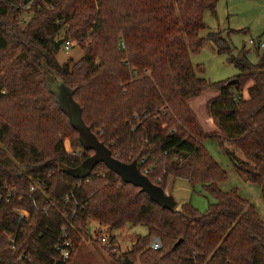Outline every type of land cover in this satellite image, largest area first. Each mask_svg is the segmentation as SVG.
<instances>
[{
    "label": "trees",
    "instance_id": "obj_1",
    "mask_svg": "<svg viewBox=\"0 0 264 264\" xmlns=\"http://www.w3.org/2000/svg\"><path fill=\"white\" fill-rule=\"evenodd\" d=\"M125 1L122 11L121 0H0V62L10 60L0 65V264H70L91 221L146 227L118 264H264V222L236 189H219L225 171L202 144L215 139L232 158L223 142L237 147V169L264 200V48L251 63L220 32L199 36L216 0ZM59 38L84 49L78 60L58 63ZM205 42L239 69L235 84L197 75L189 51ZM42 63L113 156L135 161L162 189L167 176L200 184L214 200L207 210L163 209L102 163L72 173L92 151L48 90ZM70 131L79 156L64 148ZM154 236L161 247L151 250ZM103 246L113 249L114 236Z\"/></svg>",
    "mask_w": 264,
    "mask_h": 264
},
{
    "label": "rangeland",
    "instance_id": "obj_2",
    "mask_svg": "<svg viewBox=\"0 0 264 264\" xmlns=\"http://www.w3.org/2000/svg\"><path fill=\"white\" fill-rule=\"evenodd\" d=\"M143 1L146 0H136V2ZM126 4L125 0H121L122 11ZM214 8V14L208 10L204 11L202 20L206 28L199 32V36H205L210 30L220 32L221 36L227 38L234 48L239 50L244 46L245 50H248V60L251 63H256L257 49L261 51L264 48L257 47L260 42H264V0H216ZM228 29L233 30V32H228ZM250 39L255 41V46L249 43ZM83 50L80 45L78 46L72 41L68 51H65L60 45L59 50L55 51L54 58L59 64L68 60L73 62L79 59ZM189 55L192 67L195 68L198 65L203 70L201 73L197 72V75L210 83L225 81L240 73L239 69H236L226 60L225 55L216 52L212 43H203L198 51H189ZM9 61L4 58L0 65L8 64ZM61 89L63 90L56 94V98L62 105L70 107L69 111L72 118L78 119V107L70 97V89L66 86ZM0 108L5 107L1 104ZM67 136L63 141L65 150L70 154L78 151L76 147L71 148V143L76 137L75 133L70 131ZM202 144L212 159L218 162L225 171L227 178L219 183V189L222 192L236 189L241 198L247 199L252 204L258 218L264 222V200L259 187L247 181L236 167L235 161L243 160L242 152L229 142L224 141L223 146L232 153V158L223 151L215 139L207 138L202 141ZM72 171L79 172L80 170L74 169ZM163 190L165 194L171 195L175 200L176 208L181 203L188 202L198 212H205L208 204L214 201L210 195L202 190L200 184L192 186L184 178L167 176ZM88 228L89 235L87 237L82 236L83 238L80 239L70 264H118L116 257L119 253L131 247L136 235L145 234L147 231L145 226H131L129 224H125L121 229L109 230L108 227L99 225L94 221H91ZM109 235L114 236L115 247L113 249L103 246L107 244ZM98 238H100V242ZM111 253H114L115 257H112Z\"/></svg>",
    "mask_w": 264,
    "mask_h": 264
},
{
    "label": "water",
    "instance_id": "obj_3",
    "mask_svg": "<svg viewBox=\"0 0 264 264\" xmlns=\"http://www.w3.org/2000/svg\"><path fill=\"white\" fill-rule=\"evenodd\" d=\"M62 41V38L55 40V51L59 50ZM42 66L47 77V88L55 95L56 102L61 105L67 115L68 120H70L72 128L77 131L81 148L84 151H92V154L81 162L80 167L78 168L80 171L71 172L76 173L78 175H85L90 172V170L96 164L102 163L103 165H106V167L111 170L119 178V180L131 184L136 188L139 187L142 192L148 195L152 202L154 201L161 208L167 210L173 209L175 207V200L172 198V196L165 194L164 190L160 186L151 183L150 180H148L147 177L140 172L135 161L131 163H124L122 161H119L115 156L112 155L111 150H109L106 146L99 142L94 133L88 131L84 127L82 121L80 120L79 108L78 119L74 117L72 118L71 113L69 111L70 107L62 105V103H60L56 98V94L63 90L61 88L65 87L64 83L53 72L49 71L44 63H42ZM236 82L237 80L235 78H231L227 81L226 84L233 85ZM178 243L179 241L176 244Z\"/></svg>",
    "mask_w": 264,
    "mask_h": 264
},
{
    "label": "built area",
    "instance_id": "obj_4",
    "mask_svg": "<svg viewBox=\"0 0 264 264\" xmlns=\"http://www.w3.org/2000/svg\"><path fill=\"white\" fill-rule=\"evenodd\" d=\"M249 43L253 46L256 45L255 41L253 39H250L249 40ZM70 46H71V43H69L68 41H62V44H61V47L65 50V51H68L70 49ZM257 47H264V42H260L258 44ZM81 154L80 151H74L71 153V155H77L79 156ZM145 172H149L148 170H145ZM15 185H13L12 187H10L9 189L11 191H13L15 189ZM33 188V187H31ZM8 198H9V194H8ZM8 200V199H7ZM62 238H61V245L58 246V248L60 249V255L63 259H66L68 256H69V253H70V248H71V243H70V240L67 238V234L65 233V231L62 229ZM102 240V239H101ZM150 244H149V247L151 250H156V249H159L161 247V241H159V238L154 236V237H151L150 239ZM12 248H14L12 246Z\"/></svg>",
    "mask_w": 264,
    "mask_h": 264
}]
</instances>
